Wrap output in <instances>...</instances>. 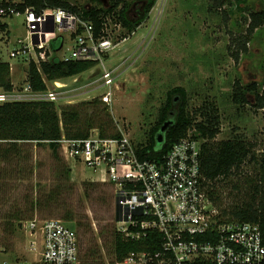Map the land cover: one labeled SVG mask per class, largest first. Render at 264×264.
I'll return each instance as SVG.
<instances>
[{
	"label": "rangeland",
	"instance_id": "rangeland-1",
	"mask_svg": "<svg viewBox=\"0 0 264 264\" xmlns=\"http://www.w3.org/2000/svg\"><path fill=\"white\" fill-rule=\"evenodd\" d=\"M69 1L83 9L99 6L106 10L111 5V0ZM126 1L131 4L129 14L139 19L145 0ZM262 7L264 0H225L224 4L221 0H156L131 31L107 17L109 41L104 46L108 49L101 57L107 67L115 68L113 94H106L103 65L98 61L78 81L63 79L67 85L55 102L59 112L65 106L105 96L100 104L81 107L84 128L93 120L106 133L115 134L118 118L129 123L134 142L145 144L170 90L182 86L191 110L206 100L219 107L223 129L217 140L243 137L256 144V154H262L264 109L254 104L253 92L244 104L234 102L233 94L236 81L255 82L260 92L264 88V25L250 35L248 51H241L239 60L232 55L242 47L250 13ZM23 20V15L8 19L9 32L0 33V61L13 63L12 81L20 92L29 81V65L9 57V50L18 46V37L26 36ZM62 34L67 38L65 51L69 48L70 52L74 43L67 31ZM58 153L48 142L20 141L14 147L0 140V260L36 259L38 251H30L23 224L32 218H55L77 229L81 264H118L113 250L119 226L115 186L102 181L100 172L68 159L62 145ZM215 188L224 208L253 196L257 202L264 198L259 165L249 160L237 174L217 180ZM66 214L73 218L67 219Z\"/></svg>",
	"mask_w": 264,
	"mask_h": 264
},
{
	"label": "built area",
	"instance_id": "built-area-1",
	"mask_svg": "<svg viewBox=\"0 0 264 264\" xmlns=\"http://www.w3.org/2000/svg\"><path fill=\"white\" fill-rule=\"evenodd\" d=\"M22 15L26 36L17 38L18 46L9 50V57L27 65L35 62L39 69L42 62L56 57L63 61H101L103 86L107 87L106 94H113L115 68L107 67L101 57L109 41L105 23L104 33L96 37L93 22L69 9H39L28 5L27 0H0V23L7 24L1 32H9L8 19ZM65 31L74 43L70 52L69 48L65 51ZM58 38L62 43L54 49L53 42ZM8 62L13 69V63ZM43 78L47 83L44 91H35L29 81L22 92L0 88V104L56 102L67 83L52 80L51 87ZM72 78L78 81L79 75ZM115 124V134L95 127L84 137L63 134L59 142L68 159L100 172L102 181L115 186L120 233L133 241L141 240L150 230L161 233L160 250L132 251L118 264H264L260 223L231 216L210 196L217 180H209L203 173L202 146L208 139L196 127L175 142L162 159H142L129 123L115 118ZM23 230L30 251H38V257L6 258L0 264H81L80 235L74 226L62 219L32 218L23 224Z\"/></svg>",
	"mask_w": 264,
	"mask_h": 264
},
{
	"label": "trees",
	"instance_id": "trees-1",
	"mask_svg": "<svg viewBox=\"0 0 264 264\" xmlns=\"http://www.w3.org/2000/svg\"><path fill=\"white\" fill-rule=\"evenodd\" d=\"M96 1V0H95ZM156 0H145L142 8V15L139 19L129 14L131 4L126 0H111L108 9L93 6L83 9L69 0H27L28 5H35L37 8L62 7L82 16L86 20L93 22L95 36H101L106 18L111 16L125 28L134 30L143 19L150 13ZM225 0H221L224 4ZM250 22L247 34L244 36L242 47L233 52L236 60L240 59L241 51H248L247 42L250 35L257 28L264 25V7L250 13ZM7 24L0 23V32L6 30ZM62 39L58 38L53 42L54 49H59ZM240 49V50H239ZM98 64L96 60H74L63 61L54 58L48 62H42L39 66L35 62L29 65V82L35 91L47 89V80H62L72 76L80 75L92 69ZM264 87V80H263ZM0 88L11 91L14 88L12 81L11 65L7 61H0ZM255 94V105L264 109V88L260 92L258 84L253 82L249 85L236 81L234 86V102L249 103L248 94ZM105 96L95 98L90 102L79 105H69L62 108L61 113L57 104L52 101H11L0 104V140L7 141L11 146L17 147L20 141L38 143L48 142L55 155L59 156L58 150L61 146L59 139L65 134L67 137L87 136L95 126L93 120H87V128H84L81 120V107L88 104H100V99ZM108 101V100H107ZM108 103V102H107ZM197 116L201 119L197 120ZM172 120L173 123L164 133V140L158 144L157 136L162 125ZM222 118L219 107L214 101L206 100L198 108H189L187 91L182 86H177L170 90L166 104L161 108L159 118L155 126L151 129L148 142L138 143L140 158H159L169 151L172 145L184 137L191 127H196L197 132L207 138L202 146L201 164L204 175L209 180H219L229 178L241 170L247 160L259 165L261 180L264 182V148L262 154L254 151L255 143L246 141L243 137L235 136L223 140L216 137L221 132ZM106 133L102 127H99ZM69 168L67 173L70 174ZM211 198L221 206V194L217 189L210 190ZM231 216L242 220L260 223L264 237V198L257 202L256 197H251L248 201L224 209ZM67 219H72L73 215L66 214ZM162 236L156 230H150L147 236L141 240L133 241L127 239L122 233L116 231L114 234V255L115 261L121 262L132 251H158L161 249ZM95 253V252H94ZM83 264V262H82Z\"/></svg>",
	"mask_w": 264,
	"mask_h": 264
},
{
	"label": "water",
	"instance_id": "water-1",
	"mask_svg": "<svg viewBox=\"0 0 264 264\" xmlns=\"http://www.w3.org/2000/svg\"><path fill=\"white\" fill-rule=\"evenodd\" d=\"M53 31V30H52ZM173 123L172 120H168L166 121L162 127H161V130L157 136V141H158V144L161 145L163 143V140H164V133L165 131L169 128V126Z\"/></svg>",
	"mask_w": 264,
	"mask_h": 264
},
{
	"label": "crops",
	"instance_id": "crops-1",
	"mask_svg": "<svg viewBox=\"0 0 264 264\" xmlns=\"http://www.w3.org/2000/svg\"><path fill=\"white\" fill-rule=\"evenodd\" d=\"M8 61H11V60L7 59V62H8Z\"/></svg>",
	"mask_w": 264,
	"mask_h": 264
}]
</instances>
